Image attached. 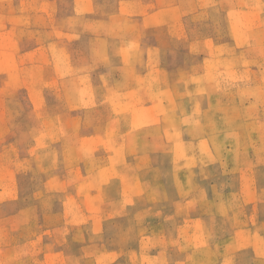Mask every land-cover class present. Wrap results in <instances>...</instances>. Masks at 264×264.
I'll return each instance as SVG.
<instances>
[{
  "label": "rangeland",
  "instance_id": "1",
  "mask_svg": "<svg viewBox=\"0 0 264 264\" xmlns=\"http://www.w3.org/2000/svg\"><path fill=\"white\" fill-rule=\"evenodd\" d=\"M0 264H264V0H0Z\"/></svg>",
  "mask_w": 264,
  "mask_h": 264
}]
</instances>
